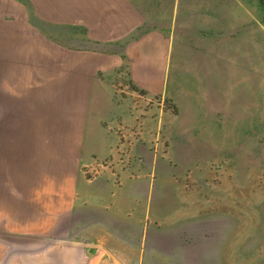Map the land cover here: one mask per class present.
<instances>
[{
  "label": "crops",
  "instance_id": "1",
  "mask_svg": "<svg viewBox=\"0 0 264 264\" xmlns=\"http://www.w3.org/2000/svg\"><path fill=\"white\" fill-rule=\"evenodd\" d=\"M263 15L260 0H0V153L76 160L66 216L48 209L34 232L22 230L33 219L10 213L0 221L12 227L0 230L80 244L87 264H189V231L171 237L168 258L156 245L110 249L96 222L136 218L133 190L149 176L140 244L167 237L152 179L160 168L145 165V145L159 138L152 120L169 87L251 95ZM153 99L156 110L145 105Z\"/></svg>",
  "mask_w": 264,
  "mask_h": 264
},
{
  "label": "rangeland",
  "instance_id": "2",
  "mask_svg": "<svg viewBox=\"0 0 264 264\" xmlns=\"http://www.w3.org/2000/svg\"><path fill=\"white\" fill-rule=\"evenodd\" d=\"M263 54L264 47L259 45L257 88L251 95H206L191 90L186 93L181 86L168 88L161 114L152 118L150 129L152 134L156 130L159 138L152 137L145 145V165L148 168L156 162L160 168L152 179L162 203V232L167 237L157 244L150 239L145 246L140 244L147 176L133 190L140 202L136 218L126 217L121 223L96 222V232L106 236V247L111 249L117 242L129 250L142 245L147 251L156 245L170 258L171 242H175L171 237L189 231V264L264 263ZM153 100V104L146 100L145 105L156 110L160 100ZM35 155L30 158L23 152L10 158L0 153V220L10 213L30 217L34 224H23L22 230L38 232L32 227L40 225L48 209L60 211V218L69 213L66 199L76 160L45 158L40 152ZM135 161L130 159V164ZM93 176L94 171L89 174ZM121 193L124 190H117L115 196ZM49 199L53 207L47 205ZM9 227L0 221V229ZM148 229L152 234L154 225ZM51 232L73 237L63 230ZM23 241H33L34 245L29 244L33 249L41 247L37 236Z\"/></svg>",
  "mask_w": 264,
  "mask_h": 264
},
{
  "label": "water",
  "instance_id": "3",
  "mask_svg": "<svg viewBox=\"0 0 264 264\" xmlns=\"http://www.w3.org/2000/svg\"><path fill=\"white\" fill-rule=\"evenodd\" d=\"M26 239L33 238L0 233V264H87L89 262L86 249L80 244L39 238L41 247L33 249V246H30L34 245L33 241L25 243L23 240ZM89 252L93 250L89 249ZM77 256L80 259H77Z\"/></svg>",
  "mask_w": 264,
  "mask_h": 264
},
{
  "label": "trees",
  "instance_id": "4",
  "mask_svg": "<svg viewBox=\"0 0 264 264\" xmlns=\"http://www.w3.org/2000/svg\"><path fill=\"white\" fill-rule=\"evenodd\" d=\"M260 1H262L264 3V0H260Z\"/></svg>",
  "mask_w": 264,
  "mask_h": 264
}]
</instances>
